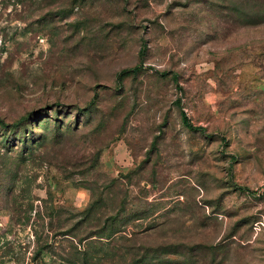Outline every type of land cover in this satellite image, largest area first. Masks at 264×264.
Instances as JSON below:
<instances>
[{
  "label": "rangeland",
  "instance_id": "1",
  "mask_svg": "<svg viewBox=\"0 0 264 264\" xmlns=\"http://www.w3.org/2000/svg\"><path fill=\"white\" fill-rule=\"evenodd\" d=\"M0 264H264V0H0Z\"/></svg>",
  "mask_w": 264,
  "mask_h": 264
},
{
  "label": "trees",
  "instance_id": "2",
  "mask_svg": "<svg viewBox=\"0 0 264 264\" xmlns=\"http://www.w3.org/2000/svg\"><path fill=\"white\" fill-rule=\"evenodd\" d=\"M181 119H182V123L188 127V128H194L188 121L187 117L185 116V114H182L181 116ZM197 129V128H196Z\"/></svg>",
  "mask_w": 264,
  "mask_h": 264
}]
</instances>
